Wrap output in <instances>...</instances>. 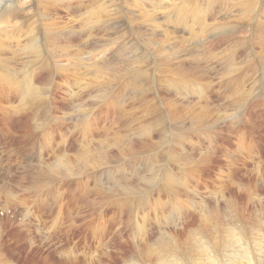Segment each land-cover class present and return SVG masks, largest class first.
Returning <instances> with one entry per match:
<instances>
[{"label": "rangeland", "instance_id": "1", "mask_svg": "<svg viewBox=\"0 0 264 264\" xmlns=\"http://www.w3.org/2000/svg\"><path fill=\"white\" fill-rule=\"evenodd\" d=\"M45 1L0 0V13L9 14L6 24L0 22V58L15 54L20 66L15 89L7 92L0 86V264H161L159 251L163 248L186 251L187 243L198 245L197 239L220 244L223 238L218 235L226 229L230 233L237 216L243 219L242 229L250 241L257 233L264 235V45L260 41L264 38V0H224L221 5L212 0L208 8L210 0H156L154 5L151 0ZM184 6L205 8L204 33L198 23L191 24L190 30L189 25L177 21ZM248 7L251 12L246 15ZM26 22L34 25L27 28ZM257 25L261 28L256 30ZM192 38L203 41L204 51L198 58L189 46ZM31 43L41 46L36 45L38 50L30 53ZM3 68L0 65V72ZM92 80L95 83L91 85ZM27 84L39 87L40 102L33 98L36 94L27 95ZM187 85L195 89L187 90ZM199 89L208 99L193 112L191 106L198 100L193 93ZM9 103L12 111L8 115ZM171 111L177 120L169 115ZM74 152L81 154L74 155L78 159H73ZM83 162L87 166L81 165ZM118 177L123 185L116 182ZM259 255L251 264H264V252Z\"/></svg>", "mask_w": 264, "mask_h": 264}, {"label": "bare ground", "instance_id": "2", "mask_svg": "<svg viewBox=\"0 0 264 264\" xmlns=\"http://www.w3.org/2000/svg\"><path fill=\"white\" fill-rule=\"evenodd\" d=\"M7 1V0H6ZM13 1V0H12ZM11 0H10V2H12ZM19 1H21V0H19ZM26 1H28V0H26ZM38 1V0H37ZM46 1H48V0H46ZM45 1V2H46ZM57 1V0H56ZM59 1V0H58ZM62 1V0H61ZM152 1V4L151 5H154L155 4V2H156V0L154 1V0H151ZM212 0H210V2H209V4H207V6H206V8H208L209 6H212L213 4V2H211ZM224 0H215L214 2L215 3H219V5H221V3L223 2ZM228 1H230V0H228ZM232 1V0H231ZM240 1V0H239ZM246 1H248V0H242V2L241 3H244V2H246ZM18 2V1H17ZM44 2V3H45ZM49 2V1H48ZM47 2V3H48ZM63 2V4H64V1H62ZM78 2V1H77ZM153 2H154V4H153ZM157 2H158V0H157ZM156 2V3H157ZM225 2V1H224ZM226 2H227V0H226ZM236 2H237V0H236ZM236 2H234L233 1V4H236ZM31 3V2H30ZM43 3V2H42ZM43 3V4H44ZM184 3H185V1H184ZM230 3H232V2H229V4ZM239 3V2H238ZM29 4V3H28ZM32 4H35V3H32ZM38 4V3H37ZM42 4V5H43ZM49 4H50V2H49ZM146 4V3H145ZM158 4V3H157ZM224 4V3H223ZM227 4V3H226ZM232 4V5H233ZM30 5V4H29ZM45 5H46V3H45ZM51 5H54V2H53V4L51 3ZM50 5V6H51ZM56 5V4H55ZM74 5H76V4H74ZM79 5V4H78ZM119 5V4H118ZM10 6V5H9ZM18 6H19V2H18ZM21 7L22 6H24V4L23 5H20ZM32 6V5H31ZM48 6V5H47ZM50 6H48V8L50 7ZM61 6V5H60ZM67 6V5H66ZM156 6V5H155ZM154 6V7H155ZM158 6V5H157ZM189 6V5H188ZM226 6H228V5H226ZM259 6V5H258ZM2 7H3V5H2ZM8 7V6H7ZM11 7V6H10ZM55 7H59V6H55ZM78 7V6H77ZM119 7V6H118ZM145 7V6H144ZM185 7V6H184ZM224 7H225V5H224ZM9 8V7H8ZM17 8V7H16ZM26 8V7H25ZM31 8V7H30ZM54 8V7H53ZM66 8V7H65ZM22 9V8H21ZM58 9V8H57ZM69 9V8H68ZM147 9V8H146ZM162 9V8H161ZM185 9V11L184 12H182V14L179 12L178 13V15H177V21L180 23V25L181 24H187V25H189L190 26V30H191V28H193L194 26H193V24H195V23H198V27L202 30V32L204 33V28H207V23H206V19H204V9L205 8H200L199 10L197 9V8H193V7H185L184 8ZM212 9V8H211ZM225 9H226V7H225ZM229 9H230V7H229ZM252 9L254 10V7H252ZM262 9H263V7H262ZM262 9H261V11L260 12H262ZM11 10V9H10ZM28 10V9H27ZM26 10V11H27ZM41 10V9H40ZM51 10V9H50ZM79 10V9H78ZM118 10V9H117ZM176 10H177V8H176ZM242 10V12H244L243 10H245V9H241ZM9 11V10H8ZM29 12H30V9L28 10ZM27 11V12H28ZM54 11H55V8H54ZM75 11H76V9H75ZM125 11V10H124ZM143 11H144V9H143ZM148 11V10H147ZM152 11V10H151ZM157 11V10H156ZM163 11V10H162ZM162 11H161V13H162ZM10 12V11H9ZM24 12V11H23ZM38 12V11H37ZM41 12V11H40ZM45 12V11H44ZM47 12H48V10H47ZM107 12V11H106ZM154 12H155V10H154ZM153 12V13H154ZM220 12V11H219ZM230 12V11H229ZM247 12L248 13H250L251 12V7H248L247 9H246V11L244 12L246 15H247ZM52 13V12H51ZM64 13V12H63ZM90 13V12H89ZM108 13H110L109 11H108ZM144 13V12H143ZM147 13V12H146ZM149 13V12H148ZM152 13V12H151ZM159 13V16H160V12H158ZM22 14V13H21ZM20 14V15H21ZM24 14V13H23ZM28 14H30V13H28ZM27 14V15H28ZM38 14V13H37ZM41 14H42V12H41ZM44 14V13H43ZM42 14V16H44ZM46 14V13H45ZM48 14V13H47ZM133 14V13H132ZM150 14V13H149ZM155 14H157V13H155ZM207 14V13H206ZM234 14V13H233ZM232 14V15H233ZM262 14V13H261ZM13 15V14H12ZM16 15H17V13H16ZM57 15H59V14H57ZM135 15V14H134ZM18 16V15H17ZM39 16H41V15H39ZM108 16H109V14H108ZM111 16V15H110ZM155 16V15H154ZM162 16H164V15H162ZM161 16V17H162ZM168 16V15H167ZM209 16V15H208ZM8 17H9V14H8V12H2V13H0V22L1 23H3V24H6V22H8L7 21V19H8ZM20 17V16H19ZM151 17V16H150ZM155 17H157V16H155ZM211 17V16H210ZM252 17V16H251ZM24 18H25V16H24ZM32 18V17H31ZM30 18V19H31ZM38 18V17H37ZM45 18V17H44ZM50 18V17H49ZM61 18V17H60ZM67 18V17H66ZM66 18H64V19H66ZM114 18V17H113ZM138 18H140V17H138ZM137 18V19H138ZM144 18V17H143ZM142 17L140 18V19H143ZM158 18H160V17H158ZM163 18V17H162ZM229 18V17H228ZM256 18V17H255ZM18 18H16V20H17ZM22 19V18H21ZM33 19V18H32ZM42 19V18H41ZM46 19H47V17H46ZM53 19V18H52ZM63 19V18H62ZM149 19H151V18H149ZM209 19V18H208ZM10 20V19H9ZM15 20V18L13 19V21H16ZM24 20V19H23ZM34 21H35V19H33ZM48 20H50V19H48ZM61 20V19H60ZM68 20H69V18H68ZM72 20V19H71ZM109 20V19H108ZM108 20L106 21V22H108ZM11 21V20H10ZM20 21V20H19ZM29 21V20H28ZM33 21V22H34ZM40 21H42V20H40ZM67 21V20H66ZM150 21V20H149ZM18 22V21H17ZM49 22H52V21H49ZM48 22V23H49ZM56 22H58V21H56ZM152 22V21H151ZM150 22V23H151ZM219 22V21H218ZM225 22V21H224ZM223 22V23H224ZM230 22V21H229ZM255 22V21H254ZM0 23V24H1ZM16 23V22H15ZM25 23V22H24ZM35 23H37V22H35ZM44 23V22H43ZM64 23V22H63ZM66 23V22H65ZM71 23V22H70ZM110 23V22H109ZM108 23V24H109ZM167 23V22H166ZM220 23H222V22H220ZM219 23V24H220ZM225 23H227V22H225ZM27 24H29V22H26V25ZM39 24V23H38ZM54 24V23H53ZM74 24V23H73ZM191 24H192V26H191ZM263 25V27H262V29L264 30V23H262ZM14 25V27H15V24H13ZM31 25V24H30ZM30 25H27V28H32V26L34 25V23L32 24V26H30ZM44 25V24H43ZM66 25V24H65ZM104 25V24H103ZM107 25V24H106ZM158 25V24H157ZM173 25H174V23H173ZM209 25V24H208ZM213 25V24H212ZM211 25V28L213 27H215V26H212ZM230 25V24H229ZM233 25V24H232ZM16 26H17V23H16ZM56 26V25H55ZM68 26V25H67ZM140 26V25H139ZM8 27V26H7ZM9 27H11V26H9ZM13 27V26H12ZM20 26H18V28H19ZM35 27H36V25H35ZM45 27V26H44ZM61 27V26H60ZM62 27H64L63 25H62ZM135 27V26H134ZM161 27V26H160ZM165 27V26H164ZM188 27V26H187ZM221 27H223V24H222V26ZM227 27V26H226ZM17 28V27H16ZM16 28L13 30V32L16 30ZM18 28H17V30H18ZM50 28H51V25H50V27H49V30H50ZM150 28V27H149ZM217 28V27H216ZM215 28V29H216ZM231 28H232V26H231ZM259 28H261V26H259V25H257L256 26V30L257 29H259ZM19 29H21V28H19ZM34 29V28H33ZM36 29V28H35ZM46 29V28H45ZM56 29H57V27H56ZM59 30H60V28H58ZM62 29V28H61ZM63 29H65V28H63ZM77 29V28H76ZM75 29V30H76ZM10 30V29H9ZM23 30V29H22ZM25 30H26V28H25ZM44 30V29H43ZM48 30V29H47ZM213 30V29H212ZM218 30V29H217ZM225 30V29H224ZM6 31V30H5ZM28 31H29V29H28ZM31 31H34V30H32L31 29ZM69 31V30H68ZM74 31V30H73ZM110 31V30H109ZM194 31V30H193ZM192 31V32H193ZM198 31V30H197ZM215 31V30H214ZM233 31V30H232ZM30 32V31H29ZM29 32H28V34H29ZM36 32H37V30H36ZM40 32V31H39ZM137 32V31H136ZM174 32V31H173ZM1 33V32H0ZM18 33V32H17ZM32 33V32H31ZM42 33V32H41ZM51 33V32H50ZM65 33V32H64ZM85 33V32H84ZM152 33V32H151ZM165 33V32H164ZM171 33V32H170ZM176 33V32H175ZM202 33V34H203ZM209 33V32H208ZM207 33V34H208ZM6 33H4V35H5ZM33 34V33H32ZM31 34V35H32ZM37 34H38V32H37ZM36 34V35H37ZM51 34H53V33H51ZM55 34V33H54ZM53 34V35H54ZM62 34V33H61ZM66 34V33H65ZM89 34V33H88ZM189 34H190V32H189ZM207 34H204V35H207ZM210 34V33H209ZM256 34H257V32H256ZM4 35H3V37H2V34H1V37L2 38H4ZM10 35V34H9ZM12 36H14L13 34H11ZM21 35H23V34H21ZM40 35V34H39ZM49 35V34H48ZM52 35V36H53ZM67 35H69L68 33H67ZM72 35V34H71ZM75 35V34H74ZM164 35H166V34H164ZM8 36V35H7ZM16 36H17V34H16ZM15 36V37H16ZM20 36V35H19ZM28 36V35H27ZM26 36V37H27ZM63 37H64V35H62ZM61 36V37H62ZM81 36V35H80ZM83 36H84V34H83ZM86 36H89V35H86ZM85 36V38H87ZM181 36V35H180ZM179 36V37H180ZM192 36V35H191ZM199 35L197 34L196 36H192L193 38H197ZM211 36H212V34H211ZM217 36V35H216ZM11 37V36H10ZM37 37V36H36ZM43 37H44V35H43ZM45 37H46V33H45ZM55 37V39L57 38L56 36H53V38ZM62 37V38H63ZM69 37V36H68ZM67 37V38H68ZM76 37V36H75ZM93 37V36H92ZM171 37V36H170ZM200 37H202V36H200ZM204 37V36H203ZM8 38V37H7ZM6 37H5V39L4 40H6L7 39ZM13 38V37H12ZM12 38H11V40H12ZM20 38V37H19ZM38 38V37H37ZM36 38V39H37ZM41 38V37H40ZM65 38V37H64ZM73 38V37H72ZM81 38V37H80ZM79 38V39H80ZM96 38H97V36H96ZM183 37H181V39H182ZM190 38V37H189ZM190 39V40H188V42H189V46L193 49V51H194V55L198 58V57H200L201 56V51L203 52L204 51V46H203V41H202V39H200V40H196V39ZM208 38V37H207ZM211 38V37H210ZM18 39V38H17ZM33 39V40H32ZM31 40L32 41H34V37L32 38ZM48 39H50V38H48ZM71 39V38H70ZM88 39V38H87ZM148 39V38H147ZM184 39V38H183ZM212 39V38H211ZM256 39V38H255ZM31 40H30V42H31ZM41 40V39H40ZM78 40V39H77ZM77 40H76V42H77ZM89 40V39H88ZM93 40V39H92ZM91 40V41H92ZM102 40H103V38H102ZM145 40V39H144ZM257 40V39H256ZM255 40V41H256ZM3 41V40H2ZM20 41H21V38H20ZM36 41V40H35ZM46 41H48V40H46ZM59 41H61V40H59ZM62 41H65V40H63L62 39ZM213 42H214V40H212ZM216 41H218L217 39L215 40V42ZM261 43H262V45H264V38H262L261 37ZM5 42V41H4ZM17 42V41H16ZM37 42H39V41H37ZM53 42H55V40L53 41ZM58 42V41H57ZM79 42V41H78ZM84 42V41H83ZM172 42V41H171ZM179 42H181V41H179ZM183 42V41H182ZM207 42H210V40L209 41H207ZM7 43V42H6ZM22 43H23V39H22ZM28 43V42H27ZM43 43V42H42ZM48 43V42H47ZM51 43V42H50ZM56 43V42H55ZM73 43V42H72ZM93 43V42H92ZM113 43V42H112ZM204 43H206V42H204ZM30 44V43H29ZM33 46H31V48H30V50H31V52L30 53H32V52H36L37 50H38V47L37 46H41L40 45V43L39 44H33V43H31ZM63 44V43H62ZM66 44V43H65ZM75 44V43H74ZM73 44V45H74ZM211 44V43H210ZM216 44V43H215ZM220 44V43H219ZM11 45V44H10ZM28 45V44H27ZM37 45V46H36ZM48 45V44H47ZM54 45V44H53ZM71 45V44H70ZM80 45H82L81 43H80ZM188 45V44H187ZM208 45H209V43H208ZM29 46V45H28ZM28 46H26V47H28ZM177 46H179V45H177ZM210 46V45H209ZM219 46V45H218ZM23 47H25V46H23ZM56 47V46H55ZM58 47V46H57ZM61 47V46H60ZM80 47V46H79ZM84 47V46H83ZM83 47H81V49H80V51L82 50V48ZM188 47V46H187ZM211 47V46H210ZM42 48H44V47H42ZM47 48V47H46ZM75 48H76V46H75ZM95 48V47H94ZM199 48V49H198ZM201 48H203V49H201ZM262 48V47H261ZM20 49V48H19ZM23 49V48H22ZM78 49V48H77ZM96 49V48H95ZM174 49V48H173ZM184 49H186V48H184ZM219 49V48H218ZM245 49V48H244ZM12 50V49H11ZM26 51H27V49H25ZM25 50H24V52H25ZM74 50V49H73ZM85 50V49H84ZM64 51V50H63ZM72 51V50H71ZM70 51V52H71ZM75 51V50H74ZM89 51V50H88ZM186 51V50H185ZM188 51H190V50H188ZM205 51H207V50H205ZM253 51H254V49H253ZM12 52H13V50H12ZM73 52V51H72ZM85 52V51H84ZM87 52V51H86ZM90 52H92V51H90ZM183 52V51H182ZM220 52V51H219ZM26 53H28V52H26ZM64 53V52H63ZM66 53V52H65ZM75 53V52H74ZM78 53V52H77ZM82 53V52H81ZM104 53V52H103ZM110 53V52H109ZM169 53V52H168ZM189 53V52H188ZM193 53V52H192ZM224 53V52H223ZM252 53V52H251ZM257 53V52H256ZM261 53H262V51H261ZM38 54H39V52H38ZM43 54H46V53H44L43 52ZM50 54H53V53H50ZM80 54V53H79ZM83 54V53H82ZM92 54V53H91ZM94 54V53H93ZM179 54V53H178ZM24 55V54H23ZM62 55H64L65 56V54H62ZM72 55H74V54H72ZM89 55H90V53H89ZM187 55V54H186ZM193 55V54H192ZM223 55V54H222ZM227 54H225V56H226ZM264 55V54H263ZM21 56V55H20ZM27 56H29L30 57V54L29 55H27ZM40 56V55H39ZM39 56H37V57H39ZM51 56V55H50ZM49 56V57H50ZM80 57L82 56V55H79ZM84 56H85V54H84ZM83 56V57H84ZM96 55H94V57H95ZM203 56H204V54H203ZM23 57V56H22ZM29 57H27V58H29ZM42 57H44V56H42ZM52 57V56H51ZM50 57V58H51ZM67 57H68V55H67ZM69 57H71V56H69ZM76 57L78 58V56L76 55ZM75 57V58H76ZM87 57H88V54H87ZM93 57V58H94ZM97 57V56H96ZM112 57V56H111ZM120 57V56H119ZM221 57V56H220ZM30 58H32V57H30ZM53 58V57H52ZM51 58V59H52ZM90 58H92V56L90 57ZM109 58V57H108ZM197 58H194L193 60H198ZM209 58V57H208ZM207 58V59H208ZM33 59V61H34V59H36L35 57L34 58H32ZM31 59V60H32ZM40 59V58H39ZM69 59V58H68ZM106 59V58H105ZM169 59V58H168ZM188 59H190V58H188ZM30 60V59H29ZM53 60V59H52ZM51 60V61H52ZM70 60V59H69ZM72 61H73V59H71ZM81 60V59H80ZM93 60V59H92ZM99 60V59H98ZM187 60V59H186ZM204 60V59H203ZM225 60V59H224ZM0 61H1V66L2 67H4L3 69V72H0V86H2V87H4L5 89V91H7V92H9L12 88H14L15 89V87H16V85L18 84L17 83V81H18V79H17V76H19V74L17 75V67L19 68L20 66H18V58L16 57V55L15 54H13L12 56H9V57H7V58H5V57H1L0 58ZM25 61V60H24ZM37 61H39V60H37ZM41 61V60H40ZM68 61V60H67ZM79 61V60H78ZM94 61V60H93ZM189 61V60H188ZM209 61H210V59H209ZM26 62V61H25ZM47 62V61H46ZM53 62V61H52ZM51 62V63H52ZM77 61H75V63H76ZM79 62H81V61H79ZM97 62V61H96ZM140 62V61H139ZM159 62H160V60H159ZM34 63V62H33ZM41 63H42V61H41ZM60 63V62H59ZM72 63V62H71ZM85 63V62H84ZM83 63V64H84ZM104 63V62H103ZM138 63V62H137ZM164 63V62H163ZM198 63V62H197ZM226 63V62H225ZM34 64H36V63H34ZM46 64V63H45ZM44 64V65H45ZM53 64V63H52ZM136 64V63H135ZM165 64H166V62H165ZM202 64V63H201ZM22 67H25V66H23L22 65V63L20 64ZM31 65V64H30ZM39 65V64H38ZM43 65V64H42ZM46 65H48V63L46 64ZM67 65V68H68V65H71V64H69V62H68V64H66ZM76 65V64H75ZM88 65V64H87ZM150 65V64H149ZM190 65H191V63H190ZM37 66V65H36ZM49 66V65H48ZM47 66V68H45V69H48L49 67ZM54 66V65H53ZM85 66V65H84ZM97 66V65H96ZM102 66V65H101ZM160 66V65H159ZM198 66V65H197ZM31 67L32 66H30V69H31ZM35 67V66H34ZM34 67H32V68H34ZM39 67V66H38ZM45 67V66H44ZM56 67H57V65H56ZM61 67H62V65H61ZM60 67V68H61ZM83 67V66H82ZM191 67V66H190ZM27 68V67H26ZM58 68V67H57ZM64 68V67H63ZM66 68V67H65ZM71 68V67H70ZM76 68H77V65H76ZM106 68V67H105ZM163 68H164V66H163ZM197 68V67H196ZM201 68V67H200ZM21 69V68H20ZM54 69V68H53ZM79 69V68H78ZM82 69V68H81ZM194 69V68H193ZM202 69V68H201ZM2 70V69H1ZM64 70V69H63ZM67 69H65V71H66ZM69 70V69H68ZM67 70V71H68ZM135 70V69H134ZM133 70V71H134ZM159 70V69H158ZM174 70V69H173ZM181 70V69H180ZM204 70V69H203ZM210 70V69H209ZM243 70V69H242ZM5 71V72H4ZM22 71V70H21ZM26 71V70H25ZM35 71V70H34ZM66 71V72H67ZM81 71V70H80ZM147 71V70H146ZM149 71V70H148ZM152 71V70H151ZM184 71V70H183ZM193 71V70H192ZM227 71V70H226ZM231 71V70H230ZM27 72V71H26ZM68 72H72L71 70L70 71H68ZM74 72V71H73ZM76 72V71H75ZM82 72V71H81ZM84 72V71H83ZM94 72V71H93ZM136 72V71H135ZM159 72V71H158ZM168 72V71H167ZM171 72V71H170ZM176 72V71H175ZM194 72V71H193ZM196 72H197V70H196ZM208 72V71H207ZM78 73V72H77ZM144 73V72H143ZM150 73V72H149ZM182 73V72H181ZM195 73V72H194ZM229 72H227L226 74H228ZM246 73V72H245ZM26 74V73H25ZM24 74V75H25ZM73 74H75V73H73ZM170 74V73H169ZM176 74V73H175ZM197 74V73H196ZM217 74V73H216ZM32 75V74H31ZM30 75V76H31ZM34 75H36L35 73H34ZM70 75V74H69ZM78 75H80V74H78ZM150 75V74H149ZM173 75V74H172ZM202 75V74H201ZM209 75V74H208ZM218 75V74H217ZM223 75V74H222ZM221 75V76H222ZM22 76V75H21ZM77 76V75H76ZM134 76V75H133ZM178 76V75H177ZM220 76V75H219ZM33 77V76H32ZM36 77V76H35ZM54 77V76H53ZM74 77H75V75H74ZM78 77V76H77ZM84 77V76H83ZM130 77V76H129ZM141 77V76H140ZM160 77V76H159ZM165 77V76H164ZM227 77V76H226ZM234 77V76H233ZM238 77V76H237ZM80 78V77H79ZM135 78V77H134ZM181 78V77H180ZM183 78V77H182ZM205 78V77H204ZM214 78V77H213ZM229 78V77H228ZM227 78V79H228ZM242 78V77H241ZM27 79V78H26ZM38 78H36V80H37ZM86 79H87V77H86ZM157 79H158V77H157ZM184 79V78H183ZM203 79V78H202ZM226 79V80H227ZM231 79V78H230ZM29 80V79H28ZM81 80V79H80ZM126 80V79H125ZM208 80V79H207ZM232 80V79H231ZM234 80V79H233ZM20 81H21V79H20ZM22 81H23V79H22ZM88 81V80H87ZM93 81V80H92ZM155 81V80H154ZM228 81V80H227ZM226 81V82H227ZM19 82V81H18ZM36 82V81H35ZM40 82V81H39ZM39 82H37V84L39 83ZM42 82V81H41ZM80 82V81H79ZM79 82H78V84H79ZM138 82V81H137ZM144 82V81H143ZM147 82V81H146ZM145 82V83H146ZM170 82V81H169ZM187 82V81H186ZM213 82V81H212ZM218 82V81H217ZM77 83V82H76ZM86 83H88V82H86ZM92 83H95L94 81L93 82H91V85H92ZM151 83H152V80H151ZM158 83V82H157ZM183 83V82H182ZM40 84V83H39ZM137 84V83H136ZM155 84V83H154ZM160 84V83H159ZM174 84V83H173ZM219 84V83H218ZM253 84H255V83H253ZM23 85V84H22ZM43 85V84H42ZM60 85V84H59ZM72 85V84H71ZM192 85V84H191ZM197 85V84H196ZM212 85V84H211ZM210 85V86H211ZM34 86V85H33ZM31 84H27L26 85V93H27V95H29V94H31V95H33V94H36V96L35 97H33L35 100H37V101H39L40 100V96H39V94H40V90H39V87H33ZM49 86H50V83H49ZM48 86V87H49ZM73 86H75V85H73ZM79 86V85H78ZM81 87H83L82 85H80ZM79 86V87H80ZM135 86V85H134ZM181 86V85H180ZM44 87H47V85L46 86H44ZM79 87H77V88H79ZM127 87V86H126ZM137 87V86H136ZM155 87H157V86H155ZM162 87V86H161ZM166 87V86H165ZM164 87V88H165ZM159 88H160V86H159ZM183 88H184V86H183ZM20 89V88H19ZM67 89V88H66ZM75 89H76V87H75ZM83 89V88H82ZM82 89H81V91H82ZM147 89V88H146ZM157 89V88H156ZM162 89V88H161ZM160 89V90H161ZM166 89V88H165ZM168 89V88H167ZM185 89H187V90H194L195 88L194 87H192V86H189V85H187L186 87H185ZM207 89V88H206ZM49 90V89H48ZM74 90V89H73ZM78 90V89H77ZM144 90V89H143ZM153 90V89H152ZM159 90V91H160ZM43 91H44V89H43ZM47 91V90H46ZM50 91V90H49ZM85 91H87V90H85ZM91 92L93 91V90H90ZM147 91V90H146ZM162 92H163V90H161ZM166 91V90H165ZM186 91V90H185ZM204 91V90H203ZM201 89H199V90H197V91H195V93H193V96L195 95V97L197 98L198 97V100L194 103L193 102V104H192V108L194 109V111L192 110V108H191V111H193V112H196L199 108H200V106H201V102H202V100H207L208 99V97L207 98H205L206 96H204V92H203ZM21 92V91H20ZM45 92V91H44ZM54 92V91H53ZM57 92V91H56ZM75 92H77V91H75ZM141 92V91H140ZM148 92V91H147ZM154 92H156L155 90H154ZM171 92H173V91H170V93ZM183 92V91H182ZM193 92V91H192ZM22 93V92H21ZM66 93V92H65ZM73 93V92H72ZM85 93V92H84ZM87 93V92H86ZM94 93V92H93ZM93 93H91L92 94V96H94V94ZM151 93V92H150ZM157 93H159V92H156V94ZM164 93V92H163ZM9 94V93H8ZM77 94H79V92L77 93ZM143 94V93H142ZM154 94V93H153ZM152 94V95H153ZM161 94V93H160ZM1 95V94H0ZM43 95V94H42ZM73 95H76V94H73ZM173 95H174V93H173ZM180 95H182V93L180 94ZM184 95V94H183ZM182 95V96H183ZM190 95V94H189ZM4 95H2V97H3ZM77 96V95H76ZM80 96H81V94H80ZM87 96H88V94H87ZM91 96V97H92ZM154 96V95H153ZM192 96V97H193ZM68 97V96H67ZM165 98H166V96H164ZM169 97V96H168ZM218 97V96H217ZM1 98V97H0ZM31 98H32V96H31ZM32 98V99H33ZM79 98V97H78ZM77 98V99H78ZM86 98L87 97H85L84 99H82L81 101H83V100H86ZM89 98V97H88ZM161 98H163V97H161ZM210 98V97H209ZM48 99V98H47ZM75 99V98H74ZM94 99V98H93ZM217 99V98H216ZM68 100V99H67ZM66 100V101H67ZM89 100V99H88ZM148 100H150V98L148 97ZM190 100H192V99H190ZM194 100V99H193ZM80 101V103H84V102H81ZM143 101V100H142ZM153 101V100H152ZM204 101H203V103L202 104H204ZM40 102V101H39ZM52 102V101H51ZM79 102V101H78ZM85 102H87V101H85ZM159 102V101H158ZM168 102V101H167ZM170 102V101H169ZM178 102V101H177ZM190 102V101H189ZM192 102V101H191ZM190 102V103H191ZM219 102V101H218ZM12 103V102H11ZM30 103H32V101L30 102ZM46 103V102H45ZM126 103V102H125ZM140 103H142V102H140ZM181 103H182V101H181ZM209 102H207V104H208ZM67 104V103H66ZM89 104L91 105V104H93V103H90L89 102ZM159 104V103H158ZM157 104V105H158ZM179 104V103H178ZM9 105V109L7 110V114L9 115L10 113H11V111H12V106L10 105V103L8 104ZM120 105V104H119ZM190 105V104H189ZM37 106V105H36ZM70 106V105H69ZM80 106V105H79ZM83 106H85L84 104H83ZM88 106V105H87ZM95 106H96V104H95ZM95 106L93 107V108H95ZM151 106V105H150ZM156 106V105H155ZM164 106V105H163ZM173 106H174V104H173ZM177 106V105H176ZM186 106V105H185ZM13 107H14V104H13ZM30 107V106H29ZM29 107H28V110H29ZM92 107V106H91ZM113 107H115V106H113ZM171 107V105L167 108V109H169ZM205 107H206V105H205ZM44 108V107H43ZM58 108V107H57ZM65 108H66V106H65ZM77 108V107H76ZM80 108H82L81 106H80ZM86 108V107H85ZM88 108H90L89 106H88ZM164 108H165V106H164ZM183 108H185V107H183ZM115 109V108H114ZM119 109V108H118ZM149 109V108H148ZM177 109V108H176ZM189 109V108H188ZM90 110V109H89ZM94 110V109H93ZM150 110V109H149ZM181 110H182V108H181ZM185 110V109H184ZM183 110V111H184ZM186 110H187V108H186ZM211 110V109H210ZM71 111H72V109H71ZM100 111V110H99ZM167 111V110H166ZM174 111H176L175 109H174ZM178 111V110H177ZM78 112H79V110H78ZM101 112V111H100ZM167 112H170V111H167ZM180 112V111H179ZM185 112H189V111H185ZM199 112V111H198ZM201 112V111H200ZM15 113V112H14ZM45 113V112H44ZM171 113L172 114H169V115H171V117H172V115L175 117L176 115H174L173 114V112L171 111ZM206 113V112H205ZM26 114V113H25ZM35 114V113H34ZM84 114V113H83ZM82 114V115H83ZM151 114V113H150ZM152 114H153V112H152ZM180 114V113H179ZM178 114V115H179ZM189 114V113H188ZM192 114H195L196 115V113H192ZM191 114V112H190V115H192ZM198 114V113H197ZM38 115V114H37ZM72 115H73V112H72ZM93 115V114H92ZM165 115V114H164ZM182 115V112H181V114H180V116ZM195 115H193L194 116V118H195ZM32 116V115H31ZM42 116V115H41ZM45 116V115H44ZM55 116V115H54ZM74 116V115H73ZM79 116H81V114H79ZM87 116V115H86ZM153 116V115H152ZM159 116H161V115H159ZM179 116V117H180ZM193 116H191V117H193ZM26 117V116H25ZM34 117V116H33ZM37 117V116H36ZM58 117V116H57ZM65 117V116H64ZM77 117V116H76ZM93 117V116H92ZM98 117L100 118V116L98 115ZM97 117V118H98ZM171 117H169V118H171ZM182 118L184 117L185 118V116H181ZM180 117V118H181ZM187 117H189L188 115H187ZM197 117V116H196ZM27 118V117H26ZM40 118V117H39ZM69 118V117H68ZM75 118V117H74ZM84 117H82L81 119H83ZM140 118V117H139ZM138 118V119H139ZM155 118H157V117H155ZM180 118L178 119V120H180ZM36 120H37V118H35ZM46 119V118H45ZM58 119V118H57ZM60 119V118H59ZM63 119V118H62ZM69 119H71V118H69ZM79 119V118H78ZM94 119V118H93ZM110 119V118H109ZM108 119V120H109ZM143 119V118H142ZM147 119H150V118H147ZM164 119V118H163ZM175 120H177L176 119V117L174 118ZM190 119V118H189ZM193 119V118H192ZM196 119H198V118H196ZM196 119H195V121H196ZM36 120H34L35 122H36ZM104 120V119H103ZM111 120H113V118H111ZM111 120H109V121H111ZM141 120V119H140ZM182 120V119H181ZM184 120V119H183ZM191 120V119H190ZM198 120H201V119H198ZM222 120V119H221ZM9 121V120H8ZM47 121V120H46ZM71 121V120H70ZM83 121V120H82ZM99 121V120H98ZM145 121V120H144ZM151 121V120H150ZM166 121V120H165ZM172 121H173V119H172ZM192 121V120H191ZM206 121V120H205ZM205 121H204V123H205ZM33 122V121H32ZM50 122V121H49ZM72 122V121H71ZM103 123H104V121H102ZM145 122H147V121H145ZM160 122H162V121H160ZM168 122H169V119H168ZM174 122V121H173ZM187 122V121H186ZM190 122V121H189ZM197 122V121H196ZM198 122H201V121H198ZM40 123V122H39ZM96 123V122H95ZM108 123V122H107ZM177 123V122H176ZM183 123V122H182ZM182 123H181V125H182ZM203 123V124H204ZM40 124H42V123H40ZM105 124V123H104ZM152 124H154L153 122H152ZM160 124V123H159ZM170 124H171V122H170ZM179 124V123H178ZM198 124H200V123H198ZM206 124V123H205ZM205 124H204V126H205ZM108 125H109V123H108ZM138 125V124H137ZM136 125V126H137ZM141 125V124H140ZM139 125V126H140ZM157 125V124H156ZM155 125V126H156ZM173 125V124H172ZM181 125H179V126H181ZM202 125V124H201ZM145 126V125H144ZM154 126V127H155ZM168 126V125H167ZM194 126V125H193ZM110 127H111V125H110ZM141 127V126H140ZM142 127H143V125H142ZM148 127V126H147ZM158 127V126H157ZM159 127H161V126H159ZM181 127H183V126H181ZM185 127V126H184ZM187 127V126H186ZM220 127V126H219ZM100 128V127H99ZM156 128V127H155ZM178 128V127H177ZM196 128V127H195ZM199 128H201L200 127V125H199ZM104 129V128H103ZM109 129V128H108ZM137 129H139L140 130V128H138V126H137ZM143 129H145V128H143ZM147 130H148V128H146ZM145 129V130H146ZM154 129V128H153ZM192 129V128H191ZM100 130V129H99ZM110 130H113V128L112 129H110ZM146 130V132H148ZM162 130V129H161ZM195 130V129H194ZM218 130V129H217ZM106 131V130H105ZM108 131V130H107ZM114 131V130H113ZM150 131V130H149ZM153 131V130H152ZM189 131H191V130H189ZM145 134H147L145 131H143ZM162 132V131H161ZM174 132V131H173ZM172 132V133H173ZM170 133V132H169ZM179 133V132H178ZM186 133V132H185ZM207 133H209V132H207ZM85 134V133H84ZM118 134V133H117ZM141 134H142V131H141ZM149 134V133H148ZM151 134V133H150ZM167 134V133H166ZM219 134H221V133H219ZM105 135H106V133H105ZM144 135V134H143ZM152 135V134H151ZM159 135V134H158ZM176 135H178V134H175V136ZM181 135H182V133H181ZM145 136V135H144ZM149 136V135H148ZM148 136L146 135V137H147V139H151V137H149L148 138ZM164 136V135H163ZM118 137V136H117ZM124 137V136H123ZM162 136H160L159 138L160 139H163V138H161ZM80 138V137H79ZM138 138V137H137ZM171 138V137H170ZM169 138V139H170ZM175 138V137H174ZM173 138V139H174ZM207 138V137H206ZM81 139V138H80ZM99 139V138H98ZM126 139V138H125ZM140 139V138H139ZM155 139V138H154ZM159 139V140H160ZM182 139V138H181ZM118 140H119V138H118ZM128 140V139H127ZM143 140H145V138H143ZM158 139H156V141H157ZM164 140V139H163ZM163 140H162V142H163ZM167 140H168V138H167ZM172 140V139H171ZM202 140H203V138H202ZM89 141V140H88ZM116 141V140H115ZM129 141V140H128ZM130 141H131V139H130ZM148 141V140H147ZM146 141V142H147ZM170 141V140H169ZM174 141H176V140H174ZM182 141H184V137H183V140ZM120 142V141H119ZM145 142V143H146ZM150 142V141H149ZM154 142V141H153ZM159 142H161V141H159ZM168 142V141H167ZM92 143V142H91ZM124 143H125V141H124ZM151 143V142H150ZM175 143V142H174ZM83 144V143H82ZM86 144V143H85ZM110 144V143H109ZM167 144V143H166ZM192 144V143H191ZM79 145V144H78ZM87 145V144H86ZM162 145V144H161ZM80 146V145H79ZM145 146H147V145H145ZM155 146V145H154ZM169 146V145H168ZM82 147V146H81ZM138 147V146H137ZM136 147V148H137ZM182 147V146H181ZM191 147V146H190ZM101 148V147H100ZM146 148V147H145ZM166 148V147H165ZM170 148V147H169ZM84 149V148H83ZM114 149V148H113ZM175 149V148H174ZM195 149V148H194ZM199 149V148H198ZM245 149V148H244ZM88 150V149H87ZM4 151V150H3ZM82 151V150H81ZM83 151H85V149L83 150ZM96 151V150H95ZM108 151V150H107ZM166 151V150H165ZM244 151V150H243ZM86 152H89V151H86ZM97 152V151H96ZM191 152V151H190ZM189 152V153H190ZM76 152H74V154H73V159H75L74 158V155H76L75 154ZM92 153H94V152H92ZM108 153V152H107ZM196 153V152H195ZM9 154V153H8ZM78 154H80V153H78ZM77 154V155H78ZM88 154V153H87ZM90 154H91V152H90ZM105 154V153H104ZM151 154V153H150ZM163 154H164V152H163ZM10 155V154H9ZM8 155V156H9ZM50 155V154H49ZM52 155V154H51ZM76 155V156H77ZM81 155V154H80ZM96 155V154H95ZM98 156H99V154H97ZM144 155V154H143ZM156 155V154H155ZM93 156H94V154H93ZM92 156V157H93ZM102 156V155H101ZM157 156V155H156ZM193 156H195V155H193ZM203 156H204V154H203ZM77 157H79V156H77ZM96 157V156H95ZM94 157V158H95ZM108 157V156H107ZM67 160H69V158H68V156H66L65 157ZM81 158V157H80ZM88 158V157H87ZM110 158V157H109ZM146 158H148V156L146 157ZM167 158V157H166ZM174 158V157H173ZM198 158V157H197ZM76 159H78V158H76ZM86 159V158H85ZM84 159V160H85ZM115 158H113V160H114ZM153 159V158H152ZM189 159V158H188ZM67 160H66V162H67ZM82 160V159H81ZM89 160V159H88ZM98 160V159H97ZM103 160V159H102ZM111 160V159H110ZM113 160H111V161H113ZM158 160V159H157ZM161 160V159H160ZM166 160V159H165ZM71 161V160H70ZM76 161V160H75ZM75 161H74V164H75ZM92 160H90V162H91ZM105 161V160H104ZM159 161V160H158ZM167 161H168V159H167ZM51 162V161H50ZM62 162H65V161H62ZM85 162V161H84ZM84 162H83V164H81V165H85V166H87L86 164H84ZM100 162V161H99ZM106 162V161H105ZM164 162V161H163ZM79 163V162H78ZM80 163H81V161H80ZM93 163V162H92ZM91 163V164H92ZM109 163V162H108ZM116 163H117V161H116ZM157 163V162H156ZM162 163V162H161ZM192 163V162H191ZM76 164H77V161H76ZM90 164V163H89ZM96 164V163H95ZM93 165V166H96V165ZM110 164V166H111V163H109ZM144 164V163H143ZM146 164V163H145ZM158 164V163H157ZM81 165H80V167H81ZM100 165H101V163H100ZM100 165H99V167H100ZM116 165V164H115ZM79 166V165H78ZM77 166V167H78ZM98 166V165H97ZM109 166V165H108ZM146 166H147V164H146ZM63 167H65V165L63 166ZM90 167H92L91 165H90ZM162 167V166H161ZM51 168V167H50ZM82 168V167H81ZM95 168V167H94ZM97 168V167H96ZM101 168V167H100ZM99 168V169H100ZM103 168V167H102ZM111 168V167H110ZM123 168V167H122ZM151 168V167H150ZM149 168V169H150ZM157 168V167H156ZM258 168H260V167H258ZM61 169V168H60ZM91 169V168H90ZM108 169V168H107ZM63 170V169H62ZM66 170V169H65ZM68 171H71V170H69V169H67ZM82 170H83V168H82ZM115 170V169H114ZM123 170V169H122ZM151 170V169H150ZM154 170H155V168H154ZM57 171V170H56ZM93 171V170H92ZM91 171V172H92ZM124 171V170H123ZM123 171L122 172H120V173H123ZM67 172V171H66ZM78 172V171H77ZM90 172V171H89ZM125 172H126V170H125ZM124 172V173H125ZM171 172H173L172 170H171ZM80 173L82 174V172L80 171ZM93 173V172H92ZM118 173V172H117ZM152 173V172H151ZM78 175H79V173H77ZM80 174V175H81ZM86 174H87V172H86ZM85 174V175H86ZM157 174V173H156ZM83 175H84V172H83ZM82 175V176H83ZM122 175V174H121ZM124 175V174H123ZM158 175V174H157ZM89 176V175H88ZM113 176V175H112ZM120 176V175H119ZM71 177H73V176H71ZM77 177V176H76ZM124 177V176H123ZM185 177V176H184ZM201 177V176H200ZM120 178H122V177H120ZM119 177L118 178H116V179H119L118 181H116L117 183L121 180ZM140 178V177H139ZM107 179H109L108 177H107ZM84 180H87V179H84ZM112 180V179H111ZM123 180H125V178H123ZM143 180V179H142ZM169 184H171L172 183V185H170L171 187H173L174 186V184H173V180L171 179V178H169ZM55 181V180H54ZM81 181V180H80ZM93 181V180H92ZM128 182H129V180H127ZM165 181V180H164ZM84 182V181H83ZM88 182V181H87ZM96 182V181H95ZM98 183V182H97ZM105 183V182H104ZM110 183H112V182H110ZM144 183H145V181H144ZM113 184V183H112ZM120 184H121V181H120ZM158 184V183H157ZM42 185V184H41ZM92 185V184H91ZM103 185V184H102ZM121 185H123V184H121ZM2 186V185H1ZM3 186H4V184H3ZM6 186V185H5ZM86 186V185H85ZM104 186V185H103ZM41 187V186H40ZM90 187H94V186H90ZM89 186H88V188L87 189H89L90 188ZM97 187V186H96ZM100 187V186H99ZM107 187V186H106ZM3 188V187H2ZM86 188V187H85ZM98 188V187H97ZM116 188V187H115ZM4 189V188H3ZM103 189V188H102ZM141 189V188H140ZM145 189V188H144ZM1 190V189H0ZM95 190V189H94ZM93 190V191H94ZM110 190V189H109ZM109 190H107V191H109ZM121 190V189H120ZM86 191H88V190H86ZM90 191V190H89ZM88 191V192H89ZM102 191V190H101ZM7 192V191H6ZM5 192V193H6ZM10 192V191H9ZM9 192H8V194H9ZM99 192V191H98ZM113 192V191H112ZM146 192V191H145ZM150 192V191H149ZM4 193V194H5ZM82 193V192H81ZM95 193V192H94ZM93 193V194H94ZM157 193V192H156ZM203 193V192H202ZM254 193V192H253ZM98 194V193H97ZM101 194H103V193H101ZM146 194H149V193H146ZM145 194V195H146ZM254 195V194H253ZM101 196V195H100ZM80 197V196H79ZM105 198V197H104ZM255 198V197H254ZM259 198V197H258ZM3 199V198H2ZM8 199V198H7ZM142 199V198H141ZM4 200V199H3ZM147 200V199H146ZM146 202V201H145ZM157 202V201H156ZM261 202V201H260ZM5 203V202H4ZM250 203V202H249ZM257 202H255V204H256ZM263 203V202H262ZM231 204V203H230ZM151 205H152V203H151ZM76 206V205H75ZM263 206V205H262ZM1 207V206H0ZM3 207V206H2ZM74 209V208H73ZM246 208H244V210H245ZM248 209V208H247ZM250 209V208H249ZM261 209V208H260ZM264 209V208H263ZM102 211V210H101ZM239 211V210H238ZM237 211V212H238ZM41 212V211H40ZM160 212V211H159ZM260 212V211H259ZM259 212H257V213H259ZM263 212V211H262ZM261 213V212H260ZM35 214V213H34ZM170 214V213H169ZM39 215V214H38ZM167 215V214H166ZM171 215V214H170ZM257 215V214H256ZM255 215V216H256ZM36 216V215H35ZM42 216V215H41ZM157 216V215H156ZM37 217V216H36ZM58 217V216H57ZM169 217V216H168ZM39 218V217H38ZM55 218H56V216H55ZM166 218V217H165ZM206 218H208V217H206ZM27 219V218H26ZM25 219V220H26ZM44 219V218H43ZM57 220H58V218H56ZM33 220V219H32ZM41 220V219H40ZM56 220V221H57ZM180 220V219H179ZM205 220V219H204ZM209 220V219H208ZM211 220V219H210ZM43 221V220H42ZM38 222H39V220H38ZM41 222V221H40ZM55 222V221H54ZM171 222H172V220H171ZM207 222V221H206ZM29 223H31V220L29 221ZM37 223V222H36ZM203 223V222H202ZM215 223V222H214ZM219 224H220V222H218ZM54 224V223H53ZM182 224V223H181ZM218 224V225H219ZM233 224H236V226L233 228V229H229L231 232L230 233H228V229H226V233L225 234H223V235H218V237L220 238H223V240H221V242H220V244H216L215 242V244L213 243V245H210L209 243H208V241L207 240H203V239H197L198 240V245L197 244H195V243H190V244H188L187 243V247L188 248H186V251L185 250H182V249H178V250H176V249H161V251H159V258H160V262H161V264H251L252 262H253V259H255V260H259V258H258V254H263V252H264V235H261V236H259L258 235V233H257V235H256V237H254L253 236V240L252 241H250V239L247 237V235L244 233V229H242V227H243V219L241 218V217H239V216H237V217H235V220H234V223ZM2 225V224H1ZM41 225V224H40ZM31 226V225H30ZM143 226V225H142ZM197 226V225H196ZM202 226V225H201ZM217 226V225H216ZM1 227V226H0ZM4 227V226H3ZM39 227V226H38ZM40 227H42V226H40ZM184 227V226H183ZM182 227V228H183ZM231 227V226H230ZM245 227H246V225H245ZM31 228V227H30ZM45 228V227H44ZM195 228V227H194ZM200 228V227H199ZM210 228V227H209ZM213 227H211V229H212ZM216 228V227H215ZM218 228V227H217ZM228 228V227H227ZM192 229H193V227H192ZM202 229H204V228H202ZM41 230V229H40ZM194 230V229H193ZM219 230V229H218ZM173 231V230H172ZM175 231V230H174ZM197 231H198V229H197ZM216 231V230H215ZM43 232V231H42ZM55 232V231H54ZM141 232V231H140ZM195 232V231H194ZM203 232V231H202ZM204 232H205V230H204ZM212 232V231H211ZM219 232V231H218ZM221 232V231H220ZM260 232V231H259ZM52 233H53V231H52ZM184 233V232H183ZM207 233H208V231H207ZM213 233H215V232H213ZM261 233V232H260ZM259 233V234H260ZM51 234V233H50ZM166 234V233H165ZM179 234V233H178ZM201 234V233H200ZM220 234V233H219ZM263 234V233H262ZM32 236V235H31ZM188 236V235H187ZM223 236V237H222ZM160 237V236H159ZM213 237H215V236H213ZM217 237V238H218ZM32 238V237H31ZM158 238V237H157ZM205 238V237H204ZM34 239H36V238H34ZM215 239H216V237H215ZM32 240V239H31ZM220 240V239H219ZM212 241V240H211ZM210 242V241H209ZM218 243V242H217ZM252 245V246H251ZM4 246V245H3ZM137 246H138V244H137ZM140 247V246H139ZM158 248V247H157ZM144 250V249H143ZM219 250H220V252H219ZM90 253V252H89ZM93 253H94V251H93ZM96 253V252H95ZM221 253H222V255L223 256H221ZM97 254V253H96ZM148 254V253H147ZM259 255V256H260ZM98 256V255H97ZM128 256V255H127ZM3 257V256H2ZM94 257V256H93ZM108 257V256H107ZM4 258V257H3ZM88 259V258H87ZM5 260V259H4ZM135 260V259H134ZM257 262V261H256ZM103 263V262H102ZM255 263V262H254ZM5 264V263H4ZM11 264H13V263H11Z\"/></svg>", "mask_w": 264, "mask_h": 264}]
</instances>
